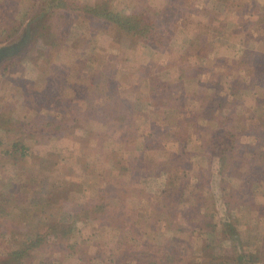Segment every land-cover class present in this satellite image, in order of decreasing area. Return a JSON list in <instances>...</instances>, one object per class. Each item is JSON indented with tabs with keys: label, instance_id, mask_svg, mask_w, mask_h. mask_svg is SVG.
<instances>
[{
	"label": "rangeland",
	"instance_id": "obj_1",
	"mask_svg": "<svg viewBox=\"0 0 264 264\" xmlns=\"http://www.w3.org/2000/svg\"><path fill=\"white\" fill-rule=\"evenodd\" d=\"M82 1L127 13L131 4V0ZM148 2L168 23L169 42L161 50L139 43L117 25L109 27L74 12L55 10L52 0L0 3L3 11L21 23L19 32L0 47L17 44L27 30L30 34L23 52L0 68V106L8 107L12 117H31L28 105H34L53 114L64 108L80 118L102 99L120 100L118 116L106 126L108 136L101 152L97 148L84 152L86 144L75 138L85 134L81 124L72 135L38 140L23 154L12 146L19 135L0 129V191L9 189L12 196L23 191L27 207L21 217L14 210L23 202L5 203L0 192V207L10 214L0 217V262L6 260L13 240H24L32 225L42 223L41 218L48 222L58 217L80 230V242L88 254L68 256L65 244L52 234L32 253V264H92L96 258L112 264L118 234L107 223L87 219L81 212L99 185L117 180L129 183L126 209L130 215L146 221L140 228L144 242L162 246L165 258L177 255L184 258L181 264H209L213 256L221 262L226 255H245L246 264H264V154L250 158L244 170L253 185L244 180V174L224 177L218 171L216 147L222 141L214 123L201 115L193 117L201 111L197 109L201 101L214 96L223 114L233 113L241 120V142L255 145L261 141L264 148V63L255 67L257 60L264 62V0ZM30 47H43L48 61L36 51L27 54ZM15 60L5 72V66ZM61 75L79 84V90L61 85L53 89ZM155 79L184 103L178 105L174 98L162 110L175 113L191 131L185 153L173 158L174 144L162 142L165 148L157 150L147 138L171 134L158 114L162 110L153 112L151 107L147 82ZM100 127L95 125L97 130ZM210 139L215 141L211 151ZM201 168L210 178L207 188L200 186ZM59 182L62 189L50 194ZM226 183L242 193L230 199L239 229L236 240H225L203 225L205 221L219 225L227 218L221 200V185ZM175 188L184 190L183 197H178L180 205L167 202L168 195L163 194ZM246 197L249 205H240Z\"/></svg>",
	"mask_w": 264,
	"mask_h": 264
},
{
	"label": "trees",
	"instance_id": "obj_2",
	"mask_svg": "<svg viewBox=\"0 0 264 264\" xmlns=\"http://www.w3.org/2000/svg\"><path fill=\"white\" fill-rule=\"evenodd\" d=\"M4 1V0H3ZM54 3L55 10H63L66 12H74L79 16L88 17L91 20L99 22L105 26H115L125 30L139 43H144L150 46H154L155 50H161L166 48L165 46L169 42V33L167 21L157 12L154 8L149 5L148 0H131L129 4L130 11L124 12L118 8H111L107 6L94 5L82 0H52ZM2 0H0V3ZM177 5V4H176ZM21 23L15 21L6 11H3L0 7V43L10 40L20 30ZM38 43L35 45L37 46ZM55 49L56 47H51ZM199 47H190L189 50H197ZM32 51H36L40 58L47 59V52L43 47H30L27 51L29 54ZM19 60V59H18ZM8 63L4 71L10 69L11 66L16 64V61ZM48 61V59H47ZM243 61V60H242ZM245 63V61L243 62ZM263 59L257 60L255 65L256 68L263 67ZM55 85H61L64 88L70 87L74 90H79L78 86L71 83L67 77L61 75ZM148 91L150 97L151 107L153 112H156L157 108L162 110V107H170L171 103L177 102L178 105L184 104L174 93H171L166 84H161L160 81H149L147 82ZM143 91V90H142ZM145 92V91H143ZM183 97V96H182ZM168 98L171 100L169 103ZM220 101L214 96L206 98L201 101V105L197 113H194L195 119L201 115L207 120H210L215 125V133H218L221 137L222 145L216 148L219 149L218 154V171L219 174L224 177L226 174L241 175L244 174V180L248 184H254L244 170L247 166V162L250 158H262L264 148L262 142L255 145L244 144L241 142V132L239 130L240 119H236L233 113L223 114L221 112L222 105ZM34 106V105H33ZM28 105L29 111L31 110V117H12L11 111L6 106H0V129L8 133H16L19 135V139L12 145L15 150L26 151L30 145L38 140H55L61 139L68 135H72L78 125L85 126V134L75 135V138L80 140L85 145L84 152H101L104 146V140L108 136L106 126L108 122L118 116L120 109V100H108L102 99L91 111L82 114L80 118L73 116L70 112L64 108H59L60 112L53 114L48 112L42 107H33ZM182 106L179 110H182ZM176 109V108H175ZM65 110V111H64ZM232 111V110H231ZM164 120L165 129L169 127V133L171 134H149L147 138H150L153 143L154 149L165 148V145H160L162 142L170 141L173 145V151L171 158L175 157L177 153H185L187 148V142L189 139V125L186 121H179L175 117V113L169 115L162 110V113H158ZM193 124H196L193 121ZM95 125H100V129H95ZM198 127H200L198 125ZM175 129V130H174ZM172 130L174 132H172ZM159 139V141H158ZM215 141L210 139L207 143L209 150H213ZM150 147V146H149ZM258 152H255L257 151ZM8 154H11L7 151ZM200 181L201 187H208L209 177L207 176L205 169H200ZM115 182V183H114ZM127 181L120 182L117 180H110L104 185H99L93 195L89 197L88 201L84 204L81 215L87 219H92L97 222L107 223L114 232L118 234V239L115 248L113 249L112 264H181L184 262V258L179 256L165 258V250L162 246H156L150 243H146L143 240L140 228H142L146 221L139 216L130 215L129 210L126 209V200L130 196L128 195ZM11 184L6 186L9 188ZM63 186L62 182L55 184L49 191L51 194L56 190H61ZM207 186V187H206ZM221 200L226 207L225 216L226 219H222L219 225L207 224L206 221L203 223L204 226L209 225L213 228L214 232L220 233L221 238L225 240L233 239L236 240L239 236V229L235 222L231 209L233 208V202L231 198H239L242 195L241 191L235 190L230 187L229 184L221 185ZM245 187H240L239 190ZM9 190V189H8ZM8 190H1V195L4 198V202L10 203L11 199L21 201L20 204L14 210L21 214V217L25 214L23 194L20 190L15 196L8 193ZM206 190V189H205ZM201 191V192H205ZM183 188L174 189L171 192L164 191L163 194L168 195L167 202L181 204L183 197ZM179 195V196H178ZM47 194L46 200L48 201ZM171 198V201L168 200ZM112 201V203H111ZM46 202V201H45ZM240 205H249L247 197L241 200ZM198 203V202H197ZM172 204V203H171ZM178 205H176L177 207ZM195 206V205H194ZM0 207V217H7L10 214L4 212V208ZM173 211L175 209H169ZM163 211L159 209V212ZM189 211H191L189 209ZM17 213V214H18ZM20 216V215H19ZM206 216V215H204ZM207 217V216H206ZM190 220L194 217H188ZM42 223L40 225H32L30 236L27 235L24 240H13L12 248L7 253V258L3 262L5 264H32V253L42 248V246L48 241L49 236L54 234L57 241L61 244H65V252L70 257H82L88 254V249L80 242V230L73 226L67 225L61 218H51V221L46 222L44 217L41 218ZM46 222V223H43ZM48 225V226H47ZM42 226V227H40ZM47 228H44L46 227ZM203 226V227H204ZM208 245H206L207 247ZM260 254V253H259ZM263 255V253H261ZM226 260L219 262V257H212L209 264H246L245 255H226ZM264 258V256H263ZM264 262V260H263ZM43 264H52V262H44ZM92 264H105L98 258L92 260Z\"/></svg>",
	"mask_w": 264,
	"mask_h": 264
},
{
	"label": "water",
	"instance_id": "obj_3",
	"mask_svg": "<svg viewBox=\"0 0 264 264\" xmlns=\"http://www.w3.org/2000/svg\"><path fill=\"white\" fill-rule=\"evenodd\" d=\"M25 37L20 40L17 44L15 45H10L6 47H0V68L1 66L8 61L9 59L17 57L19 54L23 52L25 49V44H26V38L29 37V30H27ZM0 264H4L0 262Z\"/></svg>",
	"mask_w": 264,
	"mask_h": 264
}]
</instances>
